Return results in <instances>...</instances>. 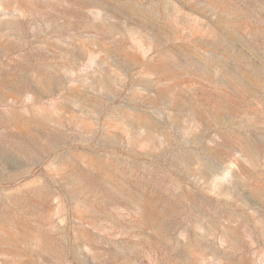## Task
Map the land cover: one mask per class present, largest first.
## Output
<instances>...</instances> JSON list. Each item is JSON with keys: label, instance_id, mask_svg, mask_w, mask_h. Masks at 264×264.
<instances>
[{"label": "rangeland", "instance_id": "374dc122", "mask_svg": "<svg viewBox=\"0 0 264 264\" xmlns=\"http://www.w3.org/2000/svg\"><path fill=\"white\" fill-rule=\"evenodd\" d=\"M0 264H264V0H0Z\"/></svg>", "mask_w": 264, "mask_h": 264}]
</instances>
